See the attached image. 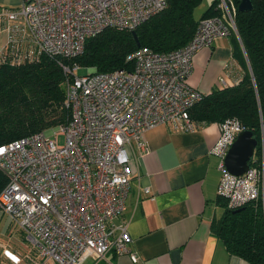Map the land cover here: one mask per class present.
Returning <instances> with one entry per match:
<instances>
[{
	"label": "built area",
	"instance_id": "2783aa9c",
	"mask_svg": "<svg viewBox=\"0 0 264 264\" xmlns=\"http://www.w3.org/2000/svg\"><path fill=\"white\" fill-rule=\"evenodd\" d=\"M166 8L167 0H21L15 8L0 6L7 32L0 66L34 64L45 56L74 58L104 30H133ZM216 9L219 14L199 21L184 47L169 52L139 48L131 71L87 69L77 75L80 66L59 63L67 123L51 134L0 145V169L8 177L0 213L23 233L33 264L39 262L32 254L54 264H83L100 261L110 251L137 264L128 250L126 223H115L126 209L130 163L149 153L147 130L159 125L175 132L194 129L189 110L204 94L188 84L193 56L217 37L240 41L235 3L218 0ZM225 69L236 68L228 63ZM217 86H229L225 74ZM217 126L219 136L209 150L219 160L217 196L228 209L255 203L264 219V161L242 176L228 172L226 153L244 129L235 118Z\"/></svg>",
	"mask_w": 264,
	"mask_h": 264
},
{
	"label": "trees",
	"instance_id": "16d2710c",
	"mask_svg": "<svg viewBox=\"0 0 264 264\" xmlns=\"http://www.w3.org/2000/svg\"><path fill=\"white\" fill-rule=\"evenodd\" d=\"M238 6L240 0H232ZM252 9L237 12L235 23L240 41L230 36L233 58L241 66L239 82L204 94L189 110L194 129L239 120L252 133L257 145L249 166L264 161V0H250ZM202 0H167V8L133 30L106 29L85 42L83 52L71 59L42 57L39 62L19 67L0 66V145L65 125L69 112L63 108L64 74L59 63L78 64L82 69L106 73L133 68V54L139 48L169 52L184 47L193 37L199 21L216 17L218 0L194 17ZM132 32H135L139 47ZM8 177L0 169V192ZM212 222L213 233L229 256L249 264H264V219L260 207L247 204L228 209ZM95 262V261H93Z\"/></svg>",
	"mask_w": 264,
	"mask_h": 264
},
{
	"label": "crops",
	"instance_id": "0c3cea01",
	"mask_svg": "<svg viewBox=\"0 0 264 264\" xmlns=\"http://www.w3.org/2000/svg\"><path fill=\"white\" fill-rule=\"evenodd\" d=\"M20 1L0 0V6L15 8ZM6 42L7 32L0 23V51ZM232 53L230 37L215 38L209 48L193 56L188 84L206 95L219 88L217 80L223 74L228 85L234 84L243 71ZM228 63L236 69L226 70ZM218 136L217 124L187 132L159 125L144 134L149 153L131 161L126 209L115 220L126 223L128 250L136 254L137 264H249L229 256L211 228L225 211L216 192L219 160L209 154ZM30 251L23 233L0 213V264H33L26 256ZM32 256L39 264H54ZM83 264L133 263L128 255L110 251L100 261Z\"/></svg>",
	"mask_w": 264,
	"mask_h": 264
},
{
	"label": "water",
	"instance_id": "95a60500",
	"mask_svg": "<svg viewBox=\"0 0 264 264\" xmlns=\"http://www.w3.org/2000/svg\"><path fill=\"white\" fill-rule=\"evenodd\" d=\"M252 9L250 0H240L237 10L238 12H248ZM136 46L139 47V42L132 32ZM257 142L249 131L240 132L229 150L226 153L224 163L228 172L235 176L244 175L249 169V161L254 156Z\"/></svg>",
	"mask_w": 264,
	"mask_h": 264
},
{
	"label": "rangeland",
	"instance_id": "374dc122",
	"mask_svg": "<svg viewBox=\"0 0 264 264\" xmlns=\"http://www.w3.org/2000/svg\"><path fill=\"white\" fill-rule=\"evenodd\" d=\"M213 0H202V2L195 8L194 10V17L196 19H198L201 14L204 12V10H206V8L209 6V4L212 2ZM78 65V64H77ZM80 66V65H78ZM81 67V66H80ZM82 68V67H81ZM91 71V70H90ZM88 72V70H85V69H80L78 70L77 72V75H84ZM58 127H55V128H51L49 130H46L44 131L45 133L47 134H51L53 131H55ZM58 143L60 145H62L64 143V137L63 136H59L58 137ZM222 211L223 209L220 208ZM2 214V213H1ZM5 215V214H4ZM7 216V215H6ZM8 217V216H7ZM19 230V229H18ZM8 238L7 237H4V242L7 240ZM12 264H15V263H12Z\"/></svg>",
	"mask_w": 264,
	"mask_h": 264
}]
</instances>
